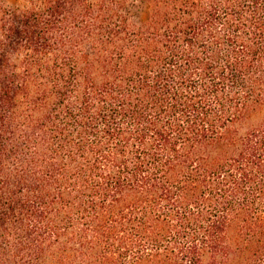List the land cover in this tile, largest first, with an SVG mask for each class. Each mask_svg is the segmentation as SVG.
Masks as SVG:
<instances>
[{
	"label": "trees",
	"instance_id": "obj_1",
	"mask_svg": "<svg viewBox=\"0 0 264 264\" xmlns=\"http://www.w3.org/2000/svg\"><path fill=\"white\" fill-rule=\"evenodd\" d=\"M0 264H264V0L0 4Z\"/></svg>",
	"mask_w": 264,
	"mask_h": 264
},
{
	"label": "rangeland",
	"instance_id": "obj_2",
	"mask_svg": "<svg viewBox=\"0 0 264 264\" xmlns=\"http://www.w3.org/2000/svg\"><path fill=\"white\" fill-rule=\"evenodd\" d=\"M19 2V0H0V4L7 5V6H14ZM132 15L137 20H142L146 16V9L145 6L142 4L136 5L132 8Z\"/></svg>",
	"mask_w": 264,
	"mask_h": 264
}]
</instances>
